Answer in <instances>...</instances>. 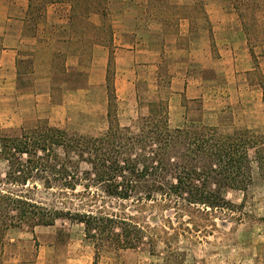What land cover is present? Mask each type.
<instances>
[{
  "label": "rangeland",
  "instance_id": "obj_1",
  "mask_svg": "<svg viewBox=\"0 0 264 264\" xmlns=\"http://www.w3.org/2000/svg\"><path fill=\"white\" fill-rule=\"evenodd\" d=\"M6 2L0 0L2 14ZM80 2L88 25L76 52L65 49L75 36L64 3L17 0L14 16L22 23L21 34L13 39L5 36L0 16V63L2 49L18 50V89L28 91L47 76L55 84L37 106L23 92L0 94V134L38 123L101 134L108 125L109 83L121 125L146 114V103L160 97L168 103L172 127L247 130L264 143V0H250L241 16L231 0ZM52 46L62 47V54L50 65L49 49L41 50ZM5 170L0 157V176ZM251 176L246 190L224 192L231 210L211 214L178 216L151 202L106 199L108 212L132 216L147 229L136 247L99 248L97 264H264V175L255 161ZM38 188L33 198L51 204V194ZM5 238L16 245L0 246V264H92L95 256L83 224L68 219L37 225L33 233L11 228Z\"/></svg>",
  "mask_w": 264,
  "mask_h": 264
},
{
  "label": "trees",
  "instance_id": "obj_2",
  "mask_svg": "<svg viewBox=\"0 0 264 264\" xmlns=\"http://www.w3.org/2000/svg\"><path fill=\"white\" fill-rule=\"evenodd\" d=\"M44 1L67 6L75 37L65 49L79 50L88 25L80 0ZM231 1L240 16V8L250 4V0ZM33 13L28 12V20ZM54 48L52 58L62 54V47ZM109 54L108 74L113 52ZM107 94L108 125L101 134L71 133L46 123L17 134H0V157L6 162L0 176V246L16 245L5 238L11 228L33 233L37 225L68 219L83 224L84 235L95 248L92 264H97L99 248L136 247L147 229L132 216L108 212L106 199L142 206L151 202L174 209L178 216L211 214L231 210L224 192L246 190L253 161L264 175V143L249 131L220 133L205 124L172 127L168 103L160 97L146 103V114L121 125L109 83ZM38 186L51 194V204L33 198Z\"/></svg>",
  "mask_w": 264,
  "mask_h": 264
},
{
  "label": "crops",
  "instance_id": "obj_3",
  "mask_svg": "<svg viewBox=\"0 0 264 264\" xmlns=\"http://www.w3.org/2000/svg\"><path fill=\"white\" fill-rule=\"evenodd\" d=\"M22 3V9H25L26 4ZM18 9V3L17 0H7L5 6H4V12L3 14L0 11V16L2 15V22L4 24V32L5 36L8 37L9 39H13L14 36H19L21 34V21L17 19L14 16V11ZM64 32V30H61ZM69 31V30H68ZM55 39L58 41L60 38H62V35H55ZM73 38V37H72ZM37 36L34 38V41L32 42V45H35L37 43ZM45 51L46 49H49V55H48V61L50 62L51 65V58L53 55V50L55 49L53 46L50 48H44ZM40 51V52H41ZM47 56V55H46ZM2 61L0 63V90L4 89L3 92H0V94H5L13 96L14 93L16 92H23L22 96H26L25 100L30 99L32 104H35L37 106L40 103V100H43V96L45 94L49 95L51 90L54 87V82L50 77H44L41 78L39 81L36 79L32 87L27 91V90H20L18 89V74L15 70L16 64L18 61V50L15 48H7V49H2ZM4 58V59H3ZM48 62V63H49ZM49 66V64H48ZM42 97V98H41Z\"/></svg>",
  "mask_w": 264,
  "mask_h": 264
}]
</instances>
